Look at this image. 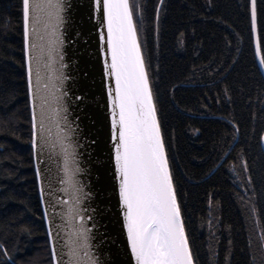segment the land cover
Masks as SVG:
<instances>
[{"label":"trees","instance_id":"1","mask_svg":"<svg viewBox=\"0 0 264 264\" xmlns=\"http://www.w3.org/2000/svg\"><path fill=\"white\" fill-rule=\"evenodd\" d=\"M195 264H264V77L251 0H130ZM264 55V0H256ZM21 0H0V264H52Z\"/></svg>","mask_w":264,"mask_h":264},{"label":"snow or ice","instance_id":"2","mask_svg":"<svg viewBox=\"0 0 264 264\" xmlns=\"http://www.w3.org/2000/svg\"><path fill=\"white\" fill-rule=\"evenodd\" d=\"M94 7L101 28H106V33L102 31L100 35L104 42L105 71L114 80V87L108 88L114 179L118 181L123 227L131 256L135 264H195L137 36L134 6L130 0H95ZM63 12V0H21L26 52L29 35L34 37L27 64L33 147L38 146L42 154L46 146L54 149L59 145L63 155L64 183L68 185L65 192L71 189L73 201L65 213L71 228L64 244L67 264H99L91 253L89 230L80 215L84 193L75 180L79 169L72 167L76 154L70 142L71 128L61 127V121L67 124L66 117L61 116L66 112L61 91L64 76L54 65L59 55ZM252 19L255 23V0ZM260 63L264 64V55ZM53 127L55 141L51 140ZM77 218L81 221L79 225L73 223ZM55 255L53 248L54 259Z\"/></svg>","mask_w":264,"mask_h":264},{"label":"water","instance_id":"3","mask_svg":"<svg viewBox=\"0 0 264 264\" xmlns=\"http://www.w3.org/2000/svg\"><path fill=\"white\" fill-rule=\"evenodd\" d=\"M63 3L64 23L59 29L61 43L58 45L59 55L54 67L64 76L61 91L62 105L66 112H62L61 116L66 117L67 124L61 121V127L71 128L70 142L76 154L72 167L79 169L75 172V180L84 193L79 205L80 215L84 217L82 222L89 230L91 253L99 264H135L127 244L126 229L123 227L118 181L114 179L112 105L108 95L109 85L114 87V80H110L106 74L104 42L100 39L101 32L106 33V28H101L99 15L94 7L95 0H63ZM252 11L253 0L251 19ZM252 29L256 58L264 77V64L260 63L262 55L257 28L256 0L255 23L252 19ZM33 39L30 34L26 52L23 28L32 159L52 264H67V248L64 244L67 240L66 233L71 231V228L67 225L65 213L73 201L71 189L65 192L68 185L64 183L66 177L63 171V155L59 145L54 149L46 146L42 154L38 146L33 147L32 95L27 76L28 54ZM52 133L51 140L55 141V127L52 128ZM36 142L39 145L38 139ZM261 145L264 152V134ZM73 223L79 225L81 221L77 218ZM53 248L56 253L55 259Z\"/></svg>","mask_w":264,"mask_h":264}]
</instances>
